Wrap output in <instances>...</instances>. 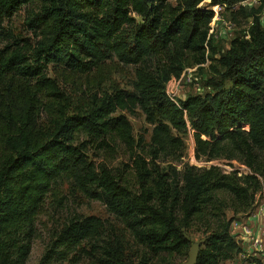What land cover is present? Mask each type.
<instances>
[{
  "label": "trees",
  "instance_id": "16d2710c",
  "mask_svg": "<svg viewBox=\"0 0 264 264\" xmlns=\"http://www.w3.org/2000/svg\"><path fill=\"white\" fill-rule=\"evenodd\" d=\"M248 0H210L232 8ZM205 0H0V264H27L37 217L47 196L62 184L101 202L121 221L148 255L188 258L184 232L205 226L207 239L197 264H224L243 253L231 234L234 218L253 210L264 187V23L257 16L248 39H235L217 56L210 34L214 11ZM258 14L264 11L259 0ZM33 6V9H29ZM26 8L29 37L4 26ZM136 17L133 46L122 35ZM166 58L155 72L148 62ZM116 58L135 68L133 92L118 88L82 92L77 106L49 68L89 77ZM209 60L220 78L207 85L213 93L190 95L175 103L167 82L187 68ZM231 87L225 89L226 82ZM97 89V90H96ZM141 110L153 126L150 142L135 140L129 121L117 112ZM193 131L195 156L243 163L251 174L227 175L216 167H187L173 178L162 160L183 156L182 136ZM110 150L124 144L132 157L135 189L105 166L88 160L80 137ZM129 167V166H128ZM229 198L233 217L224 213ZM217 225L213 228L211 222ZM106 222L97 216L71 218L55 234L39 264H51L87 242H103L105 264H127L118 239H106Z\"/></svg>",
  "mask_w": 264,
  "mask_h": 264
},
{
  "label": "rangeland",
  "instance_id": "374dc122",
  "mask_svg": "<svg viewBox=\"0 0 264 264\" xmlns=\"http://www.w3.org/2000/svg\"><path fill=\"white\" fill-rule=\"evenodd\" d=\"M201 7L214 11L216 15L218 14L211 23V27L214 29V46L218 53L215 57L224 54L230 48L233 40L247 39V32L253 26L254 19L257 16H261L260 20L264 23V11L261 14L257 13L260 7L259 0H248L230 9L213 7L210 4V0H205ZM33 8L31 6L29 9ZM25 18L26 8H23L16 13L11 21H6L4 26L10 29L16 36L27 38L29 35L25 29ZM136 20L135 25L125 27L122 31V35L131 46H133L137 29L147 24L150 19L136 17ZM229 27H231L230 30ZM166 62V58L162 56L149 61L148 65L153 71L158 72L165 68ZM212 65H215V62L209 60L206 65H202L203 67L187 68H198L193 73V76L203 87V92L195 94L193 88H188L184 92L186 96L192 94L204 96L213 93L212 88L207 83L211 79H216L219 82L220 78L212 72ZM49 76L57 79L61 90L74 99L77 106L84 99L82 92L85 90H95L94 88L100 87L103 91L110 92L112 89L118 88L130 93L134 90L133 83L136 80L135 68L121 64L116 58L108 60L101 71H94L89 77L71 75L68 72L63 73L60 70L53 71L52 67L49 68ZM230 87L231 83L227 81L225 89ZM118 116H124L129 121L135 140L138 141L142 137L147 146L150 142L153 126L148 124L145 114L141 110L136 109L132 113L119 111L114 117ZM182 138L184 141L182 158L178 161L164 159L159 163L160 170L168 173L173 178L180 177L187 167H197L199 169L216 167L227 175L237 171L238 177L251 174L250 169L237 159L230 161L218 159L211 162L197 160L193 131L190 129ZM79 142L86 144V155L90 162L105 166L114 172L120 180L123 179L132 189L136 190V180L131 168L132 157L124 144L119 140L111 142L110 150L106 151L101 150L98 142L90 138L82 136ZM259 181L264 183V178L259 177ZM225 196L227 197L228 205L224 213L230 219L233 217V212L229 208L232 198H229L227 195ZM254 200L253 210L250 214L235 217L232 225V236L241 245L243 253L224 264H264V226L259 215L253 217L261 212V206L264 204V187L255 195ZM75 216H97L104 220L107 226L106 239H118L121 242L124 247L127 264H183L189 259V256L188 258H183L167 254L158 256L148 255L135 242L132 234L122 222L111 216L101 202L89 200L79 193L72 192L68 185L62 184L47 196L43 208L37 217L35 237L27 264H39L47 250L52 246L55 234ZM211 225L214 228L217 224L212 221ZM205 229V226L202 227L200 223H195L189 230L184 232L185 237L190 241L191 250L194 246H198L200 249L204 247L207 239ZM95 245L99 247H94V243L92 242L84 243L77 249L68 251L67 255L56 257L51 264H105L103 250L101 249L104 245L103 242L96 243Z\"/></svg>",
  "mask_w": 264,
  "mask_h": 264
},
{
  "label": "built area",
  "instance_id": "2783aa9c",
  "mask_svg": "<svg viewBox=\"0 0 264 264\" xmlns=\"http://www.w3.org/2000/svg\"><path fill=\"white\" fill-rule=\"evenodd\" d=\"M217 15L215 13V16H217ZM211 25H210V27H211ZM230 29H231V27H229V30ZM213 32H214V29H213V27H211L210 34L213 35ZM248 38L249 37H247V39ZM206 64H204V65H206ZM196 67L199 68V67H203V66L201 65V66H196ZM197 69H186L179 78L173 77L167 82V84L165 86V92L175 103H178L179 101H183L188 97L184 94L185 90L188 88H193L195 94L203 92V87L200 85V83L198 81H196L194 79V76H193V73ZM192 95H194V94H192ZM257 215L260 216V219H261L263 226H264V204L261 206V212L259 214L254 215L253 217H255ZM231 234H232V226H231Z\"/></svg>",
  "mask_w": 264,
  "mask_h": 264
},
{
  "label": "water",
  "instance_id": "95a60500",
  "mask_svg": "<svg viewBox=\"0 0 264 264\" xmlns=\"http://www.w3.org/2000/svg\"><path fill=\"white\" fill-rule=\"evenodd\" d=\"M199 252L200 248L198 246H194L189 254L188 261L183 264H197Z\"/></svg>",
  "mask_w": 264,
  "mask_h": 264
},
{
  "label": "bare ground",
  "instance_id": "6f19581e",
  "mask_svg": "<svg viewBox=\"0 0 264 264\" xmlns=\"http://www.w3.org/2000/svg\"><path fill=\"white\" fill-rule=\"evenodd\" d=\"M209 1V0H208Z\"/></svg>",
  "mask_w": 264,
  "mask_h": 264
}]
</instances>
